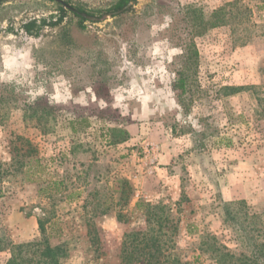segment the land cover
Returning <instances> with one entry per match:
<instances>
[{"label": "rangeland", "instance_id": "374dc122", "mask_svg": "<svg viewBox=\"0 0 264 264\" xmlns=\"http://www.w3.org/2000/svg\"><path fill=\"white\" fill-rule=\"evenodd\" d=\"M59 1L74 11L0 1V264L43 242L38 220L59 264H136L124 260L137 256L133 234L181 263L216 264L212 245L247 253L222 202L264 214L263 38L197 36L198 11L208 19L231 0H135L111 17L117 0ZM193 53L181 95L177 71Z\"/></svg>", "mask_w": 264, "mask_h": 264}, {"label": "trees", "instance_id": "16d2710c", "mask_svg": "<svg viewBox=\"0 0 264 264\" xmlns=\"http://www.w3.org/2000/svg\"><path fill=\"white\" fill-rule=\"evenodd\" d=\"M135 0H117L113 10H120L128 3ZM125 13V12H124ZM30 25H25L28 31ZM219 27H227L233 46H246L254 38L260 37L264 40V0H231L212 11L208 19L202 11L197 13V36L204 34L207 30ZM183 66L177 71V80L175 88L182 93L188 91V86L192 83V77L196 73L195 53L191 56L183 55ZM198 65V54H197ZM198 70V66H197ZM188 84V85H187ZM197 81V94L201 93ZM243 88L221 87L220 93L224 96L235 94ZM261 112L264 113V100L259 101ZM217 144L223 145L224 148H230L232 145L230 138L216 136ZM54 186L61 184L53 183ZM58 191V190H57ZM1 195V194H0ZM150 207V204L136 205L139 207ZM223 215L225 221L229 223L232 230L243 237L247 248V253L242 252L238 255L231 253L224 247L209 246L213 253L216 254V264H264V214H257L247 206L244 201L222 202ZM147 215L152 218L155 213L151 210ZM263 215V216H262ZM120 217V216H119ZM160 221H167L165 218H158ZM48 220H38L39 232L43 242L26 243L16 246L11 252V258L7 264H19V258L22 251H29L31 254H38L37 260L32 264H59L63 257V250L59 246H50L45 238V224ZM129 244L134 245V251L137 256L124 258L126 261L136 262V264H188L181 263L177 258H158L160 254L158 240L154 236L133 234L127 237ZM147 249H154L147 251ZM142 254L146 255L143 261H140Z\"/></svg>", "mask_w": 264, "mask_h": 264}, {"label": "water", "instance_id": "95a60500", "mask_svg": "<svg viewBox=\"0 0 264 264\" xmlns=\"http://www.w3.org/2000/svg\"><path fill=\"white\" fill-rule=\"evenodd\" d=\"M0 1H2V0H0ZM55 1L60 3L63 7L67 8V9H69L71 11H74L71 7L67 6L66 4L62 3L61 1H59V0H55ZM130 6H131V3H128L124 8H122V10H119V11L113 13V14H108V15H106V17H111L113 15H118L119 13H121V12L125 11L126 9H128ZM81 16H83L84 18H87V19H91V20H98L96 18H91L89 16H86L85 14H81Z\"/></svg>", "mask_w": 264, "mask_h": 264}]
</instances>
